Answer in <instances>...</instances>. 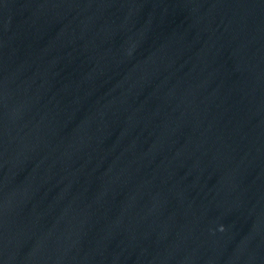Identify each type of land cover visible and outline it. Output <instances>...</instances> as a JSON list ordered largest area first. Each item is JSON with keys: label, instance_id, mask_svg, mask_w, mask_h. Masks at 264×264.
<instances>
[{"label": "water", "instance_id": "95a60500", "mask_svg": "<svg viewBox=\"0 0 264 264\" xmlns=\"http://www.w3.org/2000/svg\"><path fill=\"white\" fill-rule=\"evenodd\" d=\"M0 264H264V0H0Z\"/></svg>", "mask_w": 264, "mask_h": 264}]
</instances>
